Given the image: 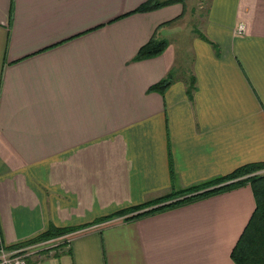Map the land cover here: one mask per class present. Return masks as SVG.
<instances>
[{
	"label": "crops",
	"instance_id": "1",
	"mask_svg": "<svg viewBox=\"0 0 264 264\" xmlns=\"http://www.w3.org/2000/svg\"><path fill=\"white\" fill-rule=\"evenodd\" d=\"M145 1L0 0L5 246L264 161V0H208L188 53L170 38L134 59L187 14L182 1L135 11ZM169 72L164 92L150 89ZM254 208L247 183L97 222L27 264H236Z\"/></svg>",
	"mask_w": 264,
	"mask_h": 264
},
{
	"label": "trees",
	"instance_id": "2",
	"mask_svg": "<svg viewBox=\"0 0 264 264\" xmlns=\"http://www.w3.org/2000/svg\"><path fill=\"white\" fill-rule=\"evenodd\" d=\"M176 1L182 0H146L135 11L150 10ZM201 36L210 41V39H208L203 33H201ZM168 43L169 42L166 38L158 36L157 32H155L149 41L140 47L134 59L159 55L165 50ZM173 80L174 73L169 72L165 78L152 84L150 89L164 92ZM195 81L196 79L193 74L187 78V92L189 94H193ZM247 183L251 185L254 193L255 208L244 230L235 243L231 256L236 264H264V161L244 163L226 174L216 176L201 183L172 190L150 202L122 208L109 215L100 217L93 222L76 226H50L47 230L38 234L31 240L62 235L116 216L123 215L125 218L138 217L169 206L194 201L211 193L232 189ZM155 203H158L159 205L144 209L146 206ZM65 243L68 242L65 240L56 247Z\"/></svg>",
	"mask_w": 264,
	"mask_h": 264
},
{
	"label": "built area",
	"instance_id": "3",
	"mask_svg": "<svg viewBox=\"0 0 264 264\" xmlns=\"http://www.w3.org/2000/svg\"><path fill=\"white\" fill-rule=\"evenodd\" d=\"M245 29L243 23L237 26V32H242ZM111 221V220H110ZM108 220L101 221L97 226L105 224ZM94 225V224H93ZM86 228H80L76 231H70L62 235H56L48 238L28 240L13 246H5L1 241L0 235V264H27L29 256H40L43 251H49L56 246L60 245L63 241L70 242L75 233L85 230Z\"/></svg>",
	"mask_w": 264,
	"mask_h": 264
},
{
	"label": "rangeland",
	"instance_id": "4",
	"mask_svg": "<svg viewBox=\"0 0 264 264\" xmlns=\"http://www.w3.org/2000/svg\"><path fill=\"white\" fill-rule=\"evenodd\" d=\"M182 3L184 4L185 7L187 6L186 17L183 16L181 22H179V24H183V26L179 31L174 32L175 34L167 37L166 39L169 41V39L171 38L172 40L177 41L179 46L182 48L183 53L185 54L188 53L187 49L185 48V46L186 47L188 46L187 38L190 37L189 35L193 34V23L195 24L194 26L196 30L198 31L199 29L203 30V21L201 20V18H203V16L207 12L208 0H182ZM184 18L188 23V27L185 28V30L183 29L187 23H184ZM185 57L187 58L188 56L185 55ZM180 66L181 64H179V67ZM185 66L186 65H184L182 68L183 70V72H181L182 75H186L187 72L185 71L189 68L188 65L186 68H184Z\"/></svg>",
	"mask_w": 264,
	"mask_h": 264
}]
</instances>
